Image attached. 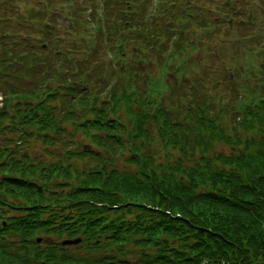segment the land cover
Wrapping results in <instances>:
<instances>
[{"label": "trees", "instance_id": "16d2710c", "mask_svg": "<svg viewBox=\"0 0 264 264\" xmlns=\"http://www.w3.org/2000/svg\"><path fill=\"white\" fill-rule=\"evenodd\" d=\"M234 1L220 20L196 1L175 23V0H97L87 22L64 17L88 24L81 47L47 23L35 42L0 39V133L50 145L67 125L88 141L64 164L0 146V264H264V6ZM189 36L216 56L202 66Z\"/></svg>", "mask_w": 264, "mask_h": 264}, {"label": "rangeland", "instance_id": "374dc122", "mask_svg": "<svg viewBox=\"0 0 264 264\" xmlns=\"http://www.w3.org/2000/svg\"><path fill=\"white\" fill-rule=\"evenodd\" d=\"M51 1L52 4L49 5L48 0H0V5L4 4L1 6V8H6L5 10L2 9V12H0V16L2 18L4 17L7 18L8 16L10 20L9 22L12 23L10 25L12 26L10 28L12 30L11 35L9 37H3L0 35V39H3L4 42L7 43V45L8 42H13V41H14V45L15 44L19 45L20 42L28 39H32V42H35L37 38L40 39L41 37V35L39 34V32H41L39 25H43L47 23L48 27H55V31L58 32L57 34H61V36H63L62 37L63 41L68 40L70 43L74 45V47H81L80 45H78L77 42L87 41L90 39L89 37L90 30L87 28L88 24L84 23L82 26L79 27L77 31L73 32V30L75 29L74 23L70 29H67L65 27L67 21L64 22V17H71L74 22L75 20L73 14H75L80 18V20H85L87 22L88 17L86 16L85 11L92 8L93 12L89 15L90 16L95 15L94 12L95 8H99L98 7L99 4L96 3L97 0H90L88 3H85V0H71L74 3V7L69 11L62 8L63 0H51ZM175 1H177V4L179 5V11L182 14H184V15L179 14L175 16L172 14V12H169L167 16L171 19V21L175 23L179 21L183 22L186 19V15L191 12L189 7L195 5L196 1L198 2L196 6L199 7V9L204 10L209 7L211 10H213L212 13L216 14V17L219 16L217 17L219 18V20H220V16H223L226 13L229 15H233V12L239 11L238 10L239 7L231 8L227 6L229 1L235 2L234 0H204L201 3L199 2V0H195V1L175 0ZM256 1L258 2V0ZM169 2L170 0H166L164 5L167 7ZM201 4H205L206 7H203ZM261 4L264 6V0H262ZM45 5L46 8H44ZM197 7H195L194 10L195 13L197 11L196 9ZM253 14H255L256 16H261L264 15V12L259 13L253 11ZM9 16H11V19ZM158 17L160 16H157L156 19H158ZM165 19L167 20V18ZM241 19L244 20L243 15L238 17L239 21H241ZM262 19L264 20V18ZM229 22L230 20L226 19L223 21V24L229 26L230 25ZM262 29L264 30V24L262 25ZM177 30L172 32H177ZM258 30L259 28L254 29L250 33L253 36V38H256L255 36H257L256 34ZM212 37L214 38L217 47H219L218 38L215 36L214 33L212 34ZM222 40L225 39L221 38V41ZM61 41L57 42L56 47H59V43ZM188 44H189L188 49L191 51L190 56H193L194 59L200 58V54H205L204 56L205 62L204 63L201 62L202 66H204L207 59L216 56V55H211L207 50L202 48L201 47L202 43L200 42L198 43L197 39H195L194 36L188 37ZM193 46H199V49H197V47L192 48ZM16 48L18 49V46ZM83 52L84 49H80L79 53L77 54L74 53H69V54L72 55L73 58H77V57L81 58ZM95 56L97 57L95 61L97 62L96 68L98 69V72L95 73L94 76L97 77L100 74L104 73L105 65L109 63L110 55L107 52H105L103 47H101V49H98V54H96ZM219 64H220L219 61L217 62L214 61L212 64H209L211 68L210 75L213 76L211 78H214L215 76L221 77L223 75L222 70L219 68L220 67ZM195 70H200V68H196ZM41 78L43 79V77ZM47 78H49L48 75ZM49 80H50L49 85L50 84L52 85L55 82V80L52 78H49ZM0 89L4 90V86L2 88L0 86ZM14 103L15 100L11 104ZM3 124L4 123L1 122L0 125ZM63 129L64 132L62 134L60 133L53 134L54 143L50 145L48 143L42 142V140L40 138H37L36 136H34L32 139L31 137L29 138L24 137L22 139V142L19 143L18 132L17 131L10 132L7 129H5L2 133H0V146H3V144L5 143L8 144L9 146H13V145L16 146L17 151L15 154V158H22V155H28L32 163H35L37 161H41L44 163H55L59 161L64 164L65 159L63 154L66 151V149H70L71 151H78L86 143H88V141L85 140L84 137H82L78 132H76L75 134L71 126L64 125ZM76 164L77 166H82L83 163L79 161L76 162ZM87 164L88 166H90L93 164V162H88ZM114 165L117 166L119 169H124L126 167L122 159H118L117 161H115ZM47 240L48 238L47 239L43 238V242Z\"/></svg>", "mask_w": 264, "mask_h": 264}, {"label": "water", "instance_id": "95a60500", "mask_svg": "<svg viewBox=\"0 0 264 264\" xmlns=\"http://www.w3.org/2000/svg\"><path fill=\"white\" fill-rule=\"evenodd\" d=\"M78 242V240H76V239H73V240H63V244H75V243H77Z\"/></svg>", "mask_w": 264, "mask_h": 264}]
</instances>
